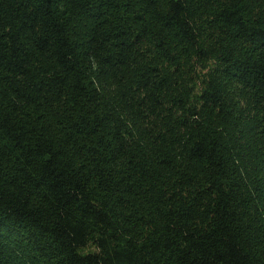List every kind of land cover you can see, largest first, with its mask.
<instances>
[{
    "label": "trees",
    "instance_id": "1",
    "mask_svg": "<svg viewBox=\"0 0 264 264\" xmlns=\"http://www.w3.org/2000/svg\"><path fill=\"white\" fill-rule=\"evenodd\" d=\"M0 264H264V0H0Z\"/></svg>",
    "mask_w": 264,
    "mask_h": 264
}]
</instances>
